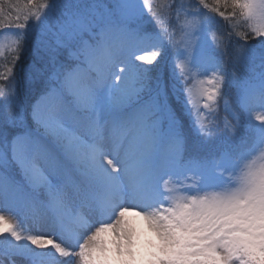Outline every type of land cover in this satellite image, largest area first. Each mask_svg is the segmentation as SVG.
<instances>
[{
    "label": "snow or ice",
    "instance_id": "snow-or-ice-1",
    "mask_svg": "<svg viewBox=\"0 0 264 264\" xmlns=\"http://www.w3.org/2000/svg\"><path fill=\"white\" fill-rule=\"evenodd\" d=\"M0 29L14 61L30 34L38 50L55 40L35 103L0 87V255L264 264V0H17Z\"/></svg>",
    "mask_w": 264,
    "mask_h": 264
},
{
    "label": "trees",
    "instance_id": "trees-1",
    "mask_svg": "<svg viewBox=\"0 0 264 264\" xmlns=\"http://www.w3.org/2000/svg\"><path fill=\"white\" fill-rule=\"evenodd\" d=\"M211 1V0H209ZM17 0H0V5H3L5 12L9 11V3H16ZM21 4L25 3L26 0H19ZM219 22H221L224 26V32L227 33L231 31L228 23L223 21L221 18L216 17ZM169 23V22H168ZM166 23V24H168ZM152 30L158 31L156 26L153 24L150 26ZM46 44L42 46L39 50L36 48V36L35 34H30L27 39V43L22 51L19 60H12L11 55H6L5 57L0 58V73H4L8 76V80H0V87H14L16 86L19 90V98L22 102L27 105L35 103V100L39 98V95L42 93L45 87V81L47 77L53 71L52 65L49 63V54L46 50L49 47H55V40L51 36L44 38ZM241 43L243 44L244 41L238 40L237 37L233 36L231 43ZM249 44H255V40H250ZM228 53H231L232 48L229 47L227 50ZM66 50L60 49L58 53V60L64 61L66 59ZM225 61L227 62V66L230 70L233 69V63L230 55L224 56ZM175 62L174 57L165 56L164 60L160 63L158 72L164 75L167 79L169 73L172 71L173 63ZM139 63V62H137ZM146 67H155V66H148ZM11 68L12 72L9 73L8 69ZM238 74L243 71V69H239L237 66ZM31 77V79L29 78ZM181 86H183L181 82ZM229 102L231 103L232 97L229 95L228 97ZM30 113L31 109L28 108ZM183 122L185 125L186 130L190 129V124L192 121L195 120V113L191 116H188L187 113H181ZM215 117V121L217 125L223 129V124L225 118L231 120V113L226 111L223 105V101L220 102L219 107L216 113L213 114ZM30 120V115H29ZM194 135H190V143L194 140Z\"/></svg>",
    "mask_w": 264,
    "mask_h": 264
},
{
    "label": "rangeland",
    "instance_id": "rangeland-1",
    "mask_svg": "<svg viewBox=\"0 0 264 264\" xmlns=\"http://www.w3.org/2000/svg\"><path fill=\"white\" fill-rule=\"evenodd\" d=\"M209 2H211V1H209ZM183 3L186 6H198V0H183ZM201 10L203 11V9H201ZM149 19H150V17H149ZM216 20L218 22L219 28L224 32V26H223V24L221 22H219L217 18H216ZM166 23H168V24H166ZM165 24L171 30V28L175 25V19L173 18L171 20H168V21L165 22ZM12 31H15V30H12ZM10 34H11L10 31L7 30V29H0V40H4ZM209 41H211V35H209ZM192 56H193V58H195L197 56L196 49H193ZM13 88H15L16 91L19 94V90L17 89V87L14 86ZM57 239H59V238H57ZM62 243H65L66 246L71 247V245H68L67 242H62ZM0 259H3L4 264H11V260H14L15 261V264H27V262L23 258H21V257H12L11 260H10L8 257L5 256V257H1Z\"/></svg>",
    "mask_w": 264,
    "mask_h": 264
}]
</instances>
